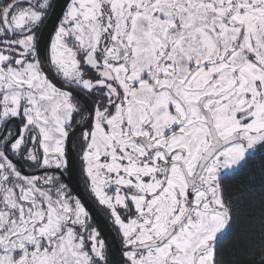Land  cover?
<instances>
[{
    "label": "snow or ice",
    "instance_id": "obj_1",
    "mask_svg": "<svg viewBox=\"0 0 264 264\" xmlns=\"http://www.w3.org/2000/svg\"><path fill=\"white\" fill-rule=\"evenodd\" d=\"M257 155L264 0H0V264H226L242 217L264 264V167L224 185Z\"/></svg>",
    "mask_w": 264,
    "mask_h": 264
},
{
    "label": "trees",
    "instance_id": "obj_2",
    "mask_svg": "<svg viewBox=\"0 0 264 264\" xmlns=\"http://www.w3.org/2000/svg\"><path fill=\"white\" fill-rule=\"evenodd\" d=\"M261 167H264V155H257L255 158L249 159L247 166L243 168L239 174L224 180L225 196L235 197L243 188L248 187L250 183L259 186ZM252 176L256 177L254 181L250 179ZM249 232V224L247 220L242 217L234 226L231 235L221 245L223 258L226 264H232L234 256H238L242 251L247 249L249 246L248 240L250 239Z\"/></svg>",
    "mask_w": 264,
    "mask_h": 264
},
{
    "label": "flooded vegetation",
    "instance_id": "obj_3",
    "mask_svg": "<svg viewBox=\"0 0 264 264\" xmlns=\"http://www.w3.org/2000/svg\"><path fill=\"white\" fill-rule=\"evenodd\" d=\"M80 133H76V137L73 138V167L70 174H65V182L69 184V187L73 189L74 194H78L82 201L87 206L90 215L92 217V223L97 226L101 231V237L106 238L109 243L112 244L113 249L119 247V237L116 235L115 230L112 228L111 220L107 215L106 209L97 204L89 195L88 190L84 187V184L80 177V167L78 162V138ZM111 260V255H110Z\"/></svg>",
    "mask_w": 264,
    "mask_h": 264
},
{
    "label": "water",
    "instance_id": "obj_4",
    "mask_svg": "<svg viewBox=\"0 0 264 264\" xmlns=\"http://www.w3.org/2000/svg\"><path fill=\"white\" fill-rule=\"evenodd\" d=\"M55 22L56 21L54 19L46 22V25L44 26V31H45V36L46 37H47L48 32L52 31V28H53Z\"/></svg>",
    "mask_w": 264,
    "mask_h": 264
}]
</instances>
